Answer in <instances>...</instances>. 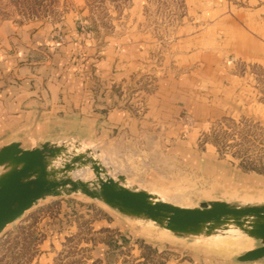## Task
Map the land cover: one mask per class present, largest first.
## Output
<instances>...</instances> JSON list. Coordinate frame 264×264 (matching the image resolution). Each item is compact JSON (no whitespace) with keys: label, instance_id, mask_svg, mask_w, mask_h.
<instances>
[{"label":"rangeland","instance_id":"374dc122","mask_svg":"<svg viewBox=\"0 0 264 264\" xmlns=\"http://www.w3.org/2000/svg\"><path fill=\"white\" fill-rule=\"evenodd\" d=\"M72 13L97 47L140 55L131 79L112 91L135 119L147 112L148 96L172 82L165 117L153 114L129 137L108 129L105 138L78 133L75 121L42 120L33 134H14L25 147L80 143L112 176L180 207L264 205V0H0V23L53 28L59 43ZM85 53L72 57L71 77L83 78ZM233 231L179 238L80 193L46 197L0 234V264H264L237 260L259 247L255 240L225 258L204 248Z\"/></svg>","mask_w":264,"mask_h":264},{"label":"crops","instance_id":"0c3cea01","mask_svg":"<svg viewBox=\"0 0 264 264\" xmlns=\"http://www.w3.org/2000/svg\"><path fill=\"white\" fill-rule=\"evenodd\" d=\"M76 15L67 20L63 43L54 40L53 28L0 23V139L26 129L33 134L42 120L75 121L78 133L89 128L101 138L108 129L129 137L136 134L135 127L148 128L153 114L165 117V93L170 86L175 88L172 82L162 83L159 99L148 96L147 112L141 120L135 119L112 91L119 82L131 79L140 55L132 53V47L124 48L123 55L115 46L97 47L78 32ZM82 49L86 65L83 78L77 79L71 77V60ZM18 137L14 135L13 142L26 148Z\"/></svg>","mask_w":264,"mask_h":264},{"label":"water","instance_id":"95a60500","mask_svg":"<svg viewBox=\"0 0 264 264\" xmlns=\"http://www.w3.org/2000/svg\"><path fill=\"white\" fill-rule=\"evenodd\" d=\"M46 142L27 149L13 142L0 148V234L46 197L82 194L130 219L151 222L172 235L209 238L236 229L259 242L237 260H264V205L225 201L179 207L147 190L131 186L124 175L112 176L95 153L80 143ZM88 171L89 181L75 177Z\"/></svg>","mask_w":264,"mask_h":264},{"label":"bare ground","instance_id":"6f19581e","mask_svg":"<svg viewBox=\"0 0 264 264\" xmlns=\"http://www.w3.org/2000/svg\"><path fill=\"white\" fill-rule=\"evenodd\" d=\"M75 177H78V178L82 179L83 181H89L92 178L91 173L90 172L88 173V171H82L80 173H77ZM144 190H146V189H144ZM151 191H149V192L152 193L153 195L159 196L158 194H156L157 190L156 191L154 190V192L153 191L151 192ZM162 197H160V198L163 201H165L167 203H170V204H173L172 202H169V200L167 201L164 197L163 198ZM174 200H176V199H174ZM175 203L173 205H176ZM176 206H178V205H176ZM181 207H182V205H181ZM184 208H186V207H184ZM230 230L236 231V229H230ZM230 230H229V232H230ZM237 231H236L235 234L233 232H231V233L234 234L233 236L231 235L230 237H226V238L225 237L224 238H216V240H212V241H211V239L215 238L216 236L215 235H214L215 237L211 236L212 238L208 239L210 241V243H208V244L205 243L204 248L206 250L211 251L214 255H217V256H220V257H224V258L229 256V255H231V254H234V253L241 252L243 250L249 249V247L251 246V243H252L251 242L252 239L248 238L244 234L238 233ZM227 232H228V230L226 232L225 231H221L219 233H221V235H222V234L227 233ZM218 234H216V235H218ZM228 235H225V236H228ZM252 249H254V248H252ZM252 249L250 248V250H252ZM250 250H248V251H250ZM245 252H247V251H245Z\"/></svg>","mask_w":264,"mask_h":264}]
</instances>
